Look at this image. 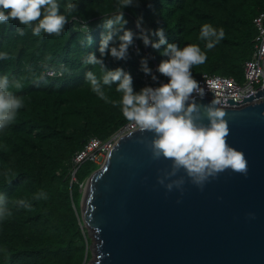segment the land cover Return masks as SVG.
<instances>
[{
  "label": "trees",
  "instance_id": "16d2710c",
  "mask_svg": "<svg viewBox=\"0 0 264 264\" xmlns=\"http://www.w3.org/2000/svg\"><path fill=\"white\" fill-rule=\"evenodd\" d=\"M60 2L61 14L68 2L79 6L61 36L37 37L26 28L21 36L17 29L23 26L18 21L0 25V53L9 55V59L0 60V75L10 74V79L19 80L24 85L22 91H13L25 97L16 123L0 132V195L5 197L0 207L6 209L5 219L0 221V264H88L92 257L91 239L82 226L73 192L80 190L99 166L83 164L73 181L72 161L88 140H108L128 121L121 112L117 83L104 85L101 81L107 99L91 91L86 73L101 75L99 66L87 63L91 54L102 59L108 70L122 68L131 74L137 93L167 83L157 71L168 59L161 55L166 45L159 50L145 47L137 27L142 18L154 43L160 37L151 33L163 29L167 43L181 48L196 44L206 52V62L190 69L195 80L207 74L243 82L244 64L254 54L258 35L254 20L264 13V0H133V5L124 9L125 27L134 33L133 44L127 59L117 60L110 49L118 47L123 32L113 36L106 55L100 53L102 36L116 31L106 29L104 22L112 18L117 0ZM85 22L87 32L82 30ZM204 23L224 29V38L211 50L199 39ZM145 59L152 75L141 70ZM50 68L62 76L48 77L45 73Z\"/></svg>",
  "mask_w": 264,
  "mask_h": 264
},
{
  "label": "water",
  "instance_id": "95a60500",
  "mask_svg": "<svg viewBox=\"0 0 264 264\" xmlns=\"http://www.w3.org/2000/svg\"><path fill=\"white\" fill-rule=\"evenodd\" d=\"M256 98L240 108L216 105L247 176L227 169L198 184L173 161L153 157V132L118 141L81 201L82 226L98 242L95 264H264V90L245 102ZM193 100L208 124L213 98Z\"/></svg>",
  "mask_w": 264,
  "mask_h": 264
},
{
  "label": "clouds",
  "instance_id": "9594fccd",
  "mask_svg": "<svg viewBox=\"0 0 264 264\" xmlns=\"http://www.w3.org/2000/svg\"><path fill=\"white\" fill-rule=\"evenodd\" d=\"M132 5L133 0H117L112 18L105 20L104 27L116 31H109L107 35L102 36L100 46L102 57L108 53L113 36L117 32H123V35L119 36L118 47H111L110 53L117 60L127 59L134 33L125 27L128 21L124 9ZM78 7L77 3L68 2L63 5L64 14H61L60 0H0V25L18 21L23 26L17 29L21 36L25 35V28L30 29L32 35L37 37L42 34L61 36L69 17H73ZM137 27L140 29L139 38L143 40L145 47L151 45L152 48L159 50L161 46L166 45L161 55L168 59L159 64L157 71L167 78V83L156 88L144 87L137 93L134 91L131 74L122 68L108 70L102 59L98 60L95 54H91L87 63L99 66L101 73L99 78L93 72L86 73L91 91L101 99H107L101 90V81L104 85L117 83L115 91L121 94L119 104L123 117L128 122H134L133 126L138 130L155 134L152 142L153 157L159 159L163 156L173 161L174 168L186 170L196 183L202 184L208 176H214L227 169L247 176V161L243 153L226 143L229 128L224 119L225 111L216 106L219 101L213 100L206 106V119L209 123L204 124L202 121L205 117L201 115L199 107L193 100L194 94L202 96L203 90L193 78L190 69L193 65H203L206 62V52H202L196 44H188L181 48L177 44L167 43L163 29L151 33L160 37L159 42L154 43L149 38V30L142 26V18L137 20ZM82 30L88 31L86 22ZM224 35L223 28L217 30L211 24L204 23L200 29L199 39L205 41V47L211 50ZM88 43L91 44V36L88 37ZM6 59H9L8 53H0V60ZM141 70L146 75H152L146 59L141 61ZM153 79L156 77L153 76ZM23 87L19 80L10 79V74L0 75V132L14 125L19 110L25 107V97L15 94L22 91ZM168 187L170 190L171 185ZM4 201L5 197L0 195V205H3ZM28 210H32L31 206ZM5 213L6 209L0 207V221L5 219ZM7 215L10 216L11 213L8 212Z\"/></svg>",
  "mask_w": 264,
  "mask_h": 264
},
{
  "label": "built area",
  "instance_id": "2783aa9c",
  "mask_svg": "<svg viewBox=\"0 0 264 264\" xmlns=\"http://www.w3.org/2000/svg\"><path fill=\"white\" fill-rule=\"evenodd\" d=\"M258 35L255 38L254 54L250 60L244 64L243 82H238L233 77L220 75L203 74L196 81L199 83L203 95L194 94L195 97L213 98L219 101L217 104L221 108H240L245 105L258 103L261 99H254L245 102L249 97H256L257 93L264 90V13H261L255 20ZM84 24L82 25L83 28ZM89 28V27H88ZM114 70V69H112ZM48 77H61L60 71L52 68L45 73ZM166 82H161L164 84ZM153 88L159 86H150ZM232 101L234 104H230ZM134 122H128L116 131L108 140L93 137L88 140L74 158L72 165V180H76L79 168L85 163H93L102 166L120 139L138 129L133 126ZM85 183L81 184V187Z\"/></svg>",
  "mask_w": 264,
  "mask_h": 264
},
{
  "label": "rangeland",
  "instance_id": "374dc122",
  "mask_svg": "<svg viewBox=\"0 0 264 264\" xmlns=\"http://www.w3.org/2000/svg\"><path fill=\"white\" fill-rule=\"evenodd\" d=\"M260 102H258V103H260ZM87 181H88V179L85 180V182H84L85 184L80 188L81 191L74 189V192H73L74 202H75L77 208L79 209L80 213H81V209H82V204H81L82 196L86 191ZM84 229H86V233L88 234V237L91 239V244L89 246V250L91 251L92 257H91L90 261L88 262V264H95V262L97 261V254H98V252H97V239L95 237V231L91 230L88 227H84Z\"/></svg>",
  "mask_w": 264,
  "mask_h": 264
},
{
  "label": "bare ground",
  "instance_id": "6f19581e",
  "mask_svg": "<svg viewBox=\"0 0 264 264\" xmlns=\"http://www.w3.org/2000/svg\"><path fill=\"white\" fill-rule=\"evenodd\" d=\"M90 184H91V183H88V185H87V188H86V195H87V192H88V190H89ZM87 226H88V224H87ZM97 246H98V242H97ZM97 251H98V247H97Z\"/></svg>",
  "mask_w": 264,
  "mask_h": 264
}]
</instances>
